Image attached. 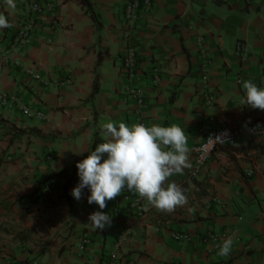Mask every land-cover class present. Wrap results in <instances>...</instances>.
<instances>
[{"label": "crops", "instance_id": "0c3cea01", "mask_svg": "<svg viewBox=\"0 0 264 264\" xmlns=\"http://www.w3.org/2000/svg\"><path fill=\"white\" fill-rule=\"evenodd\" d=\"M25 1L7 9L0 0L13 25L0 31V92L16 93L48 119L0 105V121L26 130L0 137V264L6 255L41 264H108L114 250L120 264H264V137L247 132L251 122L264 120V110L240 103L246 90L239 83L264 86V0H152V13L139 16L134 40L143 115L147 125L184 128L192 163L168 178L185 190L187 203L166 212L146 200L141 214L130 212L123 197L102 210L87 202V190L77 201L71 192L78 175L70 199L62 196L67 180L58 178L51 202L37 199L46 179L72 170L95 139L104 142V123H136L123 69L125 0H89L100 29L80 0H44L50 10L36 18L30 42L19 48ZM197 36L211 58L207 78ZM223 127L238 132L237 141L219 147L193 175L194 147L206 131ZM95 211L111 216L102 231L87 225ZM176 234L191 240L177 241ZM229 236L233 249L221 257L218 246ZM84 238L91 243L82 250Z\"/></svg>", "mask_w": 264, "mask_h": 264}, {"label": "clouds", "instance_id": "9594fccd", "mask_svg": "<svg viewBox=\"0 0 264 264\" xmlns=\"http://www.w3.org/2000/svg\"><path fill=\"white\" fill-rule=\"evenodd\" d=\"M7 9H15L16 0H3ZM12 23L4 11H0V31L10 29ZM246 90L240 103L252 109L264 110V86L251 80L242 81ZM101 135L106 139L99 143L87 158L79 161L78 184L71 195L81 200L85 190L89 204L105 209L107 201L128 191L160 211L173 212L187 203L185 190L168 178L182 174L192 167L188 134L177 124L163 125L109 120L102 125ZM87 224L93 231H102L111 224V216L95 211ZM234 245L227 237L218 246V255L227 257Z\"/></svg>", "mask_w": 264, "mask_h": 264}, {"label": "built area", "instance_id": "2783aa9c", "mask_svg": "<svg viewBox=\"0 0 264 264\" xmlns=\"http://www.w3.org/2000/svg\"><path fill=\"white\" fill-rule=\"evenodd\" d=\"M25 12H26V23L19 30L16 35V46L23 48L27 43L30 42L32 38V32L36 24V18L44 15L47 10H50V5L45 3L44 0H26L25 1ZM153 11V1L152 0H125V10H124V26H123V38L125 42V53L123 57V69L124 75L129 81L127 87V94L133 100L135 104V119L136 123H143L147 125L146 119L143 115V108L146 104V96L144 89L136 83L138 79V57L135 48L134 33L137 26V21L141 14L147 16ZM197 45L199 51L202 55V75L207 78V71L211 65V58L206 50L205 39L202 36H197ZM239 53L243 52V45L238 46ZM29 76L35 80H40L41 76L37 74L35 69H27ZM160 81V76L156 72L154 74L153 83L156 85ZM69 83L71 81H68ZM239 83H242V79H239ZM213 97H209V104L213 105ZM0 105L7 109L18 108L22 114L27 118H35L39 120H47L48 116L40 111L32 109L29 105L24 103L16 93H4L0 92ZM247 132L255 137H264V120H256L251 122L247 127ZM239 137V133L234 131L229 127H223L216 130H209L205 132L204 139L193 149L194 151V164H193V175L199 173L203 168H205L219 147L229 146L235 144ZM7 161H12V157H7ZM250 175L253 174L252 171L249 172ZM58 179L53 178L47 181L42 186L41 198L50 201L55 194L58 193L60 188L58 185ZM59 187V188H58ZM123 197L127 203L130 212L141 214L145 209L146 199L141 198L138 194L125 191L121 195L115 197L111 201H118ZM111 201H107V206L110 205ZM214 238V237H213ZM175 239L177 241H190L191 237L184 234H176ZM91 243L89 238H84L81 243V249L84 250L87 245ZM119 250H114L109 255L110 261L108 264H120V259L118 256ZM3 264H41L38 258L20 260L13 258L9 255L4 257Z\"/></svg>", "mask_w": 264, "mask_h": 264}, {"label": "trees", "instance_id": "16d2710c", "mask_svg": "<svg viewBox=\"0 0 264 264\" xmlns=\"http://www.w3.org/2000/svg\"><path fill=\"white\" fill-rule=\"evenodd\" d=\"M81 3L83 4L84 8H85V11L87 14H89V16H91V18L93 19L95 25L97 26L98 29L101 28L102 24L100 23V21L98 20V17L96 15V13L94 12L93 8H92V4L90 3L89 0H80ZM98 91V82L95 84V87H94V90H93V95L96 94ZM0 129H5V130H8V131H14V137H20L22 135H24L26 133V130L24 129H19V128H16V127H8L7 125L4 124V121H0ZM99 140L98 139H95L94 142H93V146H92V150L95 149V147L99 144ZM91 150V151H92ZM91 153V152H90ZM89 153V154H90ZM85 155L83 156L81 159L77 160L74 168L72 170L70 169H65L63 171H61L60 173L46 179L41 185L43 186V184H45L47 181H49L50 179H53V178H58V179H64V180H67L66 184L63 186V192H62V196H65L67 197L68 199H70V197L68 196V191H69V188H70V185H72V183L74 182V178L77 177V163L85 158H87V156L89 155ZM41 188V186H40ZM41 190V189H39ZM42 196V193L41 191L38 192L37 194V199L41 198Z\"/></svg>", "mask_w": 264, "mask_h": 264}, {"label": "rangeland", "instance_id": "374dc122", "mask_svg": "<svg viewBox=\"0 0 264 264\" xmlns=\"http://www.w3.org/2000/svg\"><path fill=\"white\" fill-rule=\"evenodd\" d=\"M8 134L7 130H0V137Z\"/></svg>", "mask_w": 264, "mask_h": 264}]
</instances>
